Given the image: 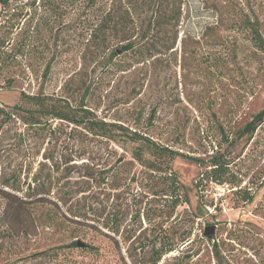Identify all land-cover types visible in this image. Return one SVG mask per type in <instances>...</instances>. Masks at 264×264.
<instances>
[{"label":"rangeland","instance_id":"rangeland-1","mask_svg":"<svg viewBox=\"0 0 264 264\" xmlns=\"http://www.w3.org/2000/svg\"><path fill=\"white\" fill-rule=\"evenodd\" d=\"M103 18L118 28L108 41L118 51L113 57L90 39ZM247 19L257 20L264 37V0L0 4V106H18L0 131V187L17 196L0 193V264H134L125 251L140 223L148 225L147 210L151 241L157 235L175 243L157 264H264V113L252 134L242 132L264 110V52L253 45ZM129 40L133 48L121 52ZM143 45L152 54L145 61L137 53ZM21 93H38L56 107L84 100L97 117L185 155L206 160L218 148L234 183L203 181L200 189L195 182L205 164L177 155L170 168L189 203L169 214L170 199L152 195L166 180L132 157L133 143L115 144L45 110L43 125L28 129L23 118L31 105ZM224 135L232 142H222ZM119 156L102 183L97 173ZM244 188L251 201L241 199ZM34 194L44 195L42 202ZM22 197L30 198L24 205L33 218L8 205ZM118 210L116 247L91 217L102 212L107 220ZM206 226H214L210 235ZM188 228L189 239L180 240Z\"/></svg>","mask_w":264,"mask_h":264},{"label":"trees","instance_id":"trees-1","mask_svg":"<svg viewBox=\"0 0 264 264\" xmlns=\"http://www.w3.org/2000/svg\"><path fill=\"white\" fill-rule=\"evenodd\" d=\"M10 0H0V4L2 7H6L9 4ZM6 15V14H5ZM12 16L10 14L9 16H5L3 18V21L6 19H9ZM245 25L249 28L251 33V40L253 42V45L256 47V49L264 52V37L261 35L259 25L257 20H250L247 19L245 21ZM150 30V26L148 27ZM118 28L116 25V22H111L108 18H103L99 20L95 25L91 27L90 32V39L92 41L98 39L100 40V43L97 44L95 47L98 51L100 50H107L111 49L109 56L113 57L118 53L117 48H112L111 45L108 43L109 37L115 32H117ZM4 45V40L2 36L0 35V53L1 48ZM134 46V43L132 41H127L125 44H123L121 48V52L131 50ZM172 46H168L170 49ZM138 55L141 57L140 59L142 61L147 60V57H151V52L149 47L143 45L138 48L137 50ZM50 68V64H47L45 66V72H47ZM86 95V93H85ZM83 96V99L85 97ZM21 98L23 100H26L31 107L26 108L25 112V118H23V122L25 123L26 127L28 129H38L36 127L42 126L43 121L41 119L42 115L41 112L45 110L44 115L51 114L53 117L65 120L71 124H74L75 126H82L85 130H87L92 135H97L100 137H104L107 140L112 141L115 144H122V141L120 139H126L133 143L135 147L132 151V157L140 162V164L144 167H146L149 171L154 172L155 174L162 175L161 178L165 179L164 181L166 183L165 189L162 190H153L152 195L155 196H166L170 200V212L171 214L175 207L180 204H188L189 200L187 197L183 198V195L181 194V185L178 183L175 174L173 170L170 168V162L171 160L177 156L182 155L185 158H188L189 160H192L194 162L205 164V169L201 173V176L198 178V180L195 182L196 187H200V189H203L202 182H209L213 181L216 184H223V183H234V181L231 179L232 172L230 170V160L226 158V155L224 152H220L218 148L213 150L208 158L204 160L203 158L185 155L177 150L171 149L168 146L161 145L157 143L156 141L152 140L149 136H146L144 134H140L136 130H130L128 127H125L121 125L118 122H111L106 121L102 118L97 117L91 110L84 108V100H81L79 106H70V104L66 101H64V106L62 107H56L52 105H46L44 104V100L42 98H39L38 93H32V94H25L21 93ZM12 107V109L8 110L7 108L0 106V131L6 123L11 118V116H14L15 108H18V106ZM38 111V112H37ZM264 113V110H261L258 114H256L252 121L247 122L242 132L246 133L249 132L252 134V132L255 130L257 123L262 119V115ZM223 141L225 143H231L232 141H229L228 136H223ZM217 147H221V142L217 143ZM152 157V158H151ZM123 160L122 156H119L116 158L113 165L103 168L100 170L97 174L98 177L102 181V183L105 182L107 177L111 174L115 166H117L119 163H121ZM94 177V176H93ZM35 181V180H34ZM36 185V184H35ZM241 189V188H240ZM239 192H241L239 190ZM0 193L2 195L17 198L15 195H11L9 192H6L3 187H0ZM34 194V197L32 199L35 200V202H42V197L44 195ZM25 198V201H29ZM241 199L243 201H251L253 199L252 194L244 188L242 191ZM19 200V199H18ZM19 202L11 201L8 205H11L13 208L12 212H15L16 207H19L20 210L17 211H23L26 210L28 215L33 218L32 212L28 205H24V197L20 199ZM29 204V203H28ZM57 205V203H54ZM186 210V207H184ZM78 213V212H77ZM188 213V212H187ZM141 212L140 210L136 212L137 216H140ZM73 217L79 216L76 214V212H73L71 214ZM144 219L147 221V226H142L140 223V226L138 230L134 231V239L130 242V246L126 249L127 256L133 261L134 264H157L158 261L161 259V256L165 252L172 251L174 249V241L170 240L167 236L166 237H160V236H153L151 241V218H149V212L148 210L143 212ZM152 215V213H151ZM191 215V216H190ZM122 216L121 211H114L110 218L107 220H101L100 218H104L102 215V212L100 214H97L96 212L92 213L91 218H96V222L102 221L103 227L107 228L108 232L105 234L108 236L115 244L116 247L119 246V241L117 240L116 236L120 233V226L121 221L120 218ZM191 218H194V215L191 213L189 214ZM79 218V217H77ZM97 227V226H96ZM138 231V233H137ZM113 235H112V234ZM121 235V234H120ZM191 235V229H186L183 234L180 237V240H186L189 239ZM121 242L127 241L129 238L125 236H120ZM169 239V240H168ZM77 245V241H73L72 245ZM131 249H134L133 254L131 253ZM138 252V253H137ZM145 252H147L145 254ZM140 255V260L135 259L136 255ZM123 257V256H122ZM135 260V261H134ZM124 263L127 264V262Z\"/></svg>","mask_w":264,"mask_h":264},{"label":"water","instance_id":"water-1","mask_svg":"<svg viewBox=\"0 0 264 264\" xmlns=\"http://www.w3.org/2000/svg\"><path fill=\"white\" fill-rule=\"evenodd\" d=\"M213 229H214V226H206L205 229H204V234L205 235H210L211 232L213 231ZM77 245L83 246L84 244L81 243L80 241H77Z\"/></svg>","mask_w":264,"mask_h":264}]
</instances>
